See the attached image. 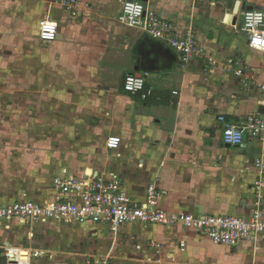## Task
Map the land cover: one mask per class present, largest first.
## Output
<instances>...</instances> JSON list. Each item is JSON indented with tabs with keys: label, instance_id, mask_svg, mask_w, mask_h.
Wrapping results in <instances>:
<instances>
[{
	"label": "crops",
	"instance_id": "obj_1",
	"mask_svg": "<svg viewBox=\"0 0 264 264\" xmlns=\"http://www.w3.org/2000/svg\"><path fill=\"white\" fill-rule=\"evenodd\" d=\"M124 1L79 0L77 16L72 17L58 0H0V68L5 65L3 54H10L8 47L29 54L27 71L14 66L6 84V78L0 77V112H34L35 121L60 117L56 122L62 126V113L68 110L72 95L76 107L87 105V110L94 107L98 115L108 113L112 128H123L120 150L129 166L123 178L114 165H93L90 170L104 173L112 169L132 199H142L151 184L161 193L159 208L169 215L249 218L258 209L264 216V167H256V163L264 166V135L253 140L245 137L241 145L228 146L217 121L221 114L238 124L250 115L264 119V102L254 85L242 88L238 78L221 69L227 58L236 57L248 74L264 81V52L248 48L246 36L238 29L242 12L248 8L264 12V0H138L146 11L177 30H193L206 59L215 60L214 68L206 59L180 65L178 55L162 42L120 25L116 17ZM44 19L56 22L58 34L55 41H39L38 45L33 32L37 36ZM8 57L14 65L26 63L19 54ZM129 74L145 77V90L151 91L146 100L123 91V80ZM134 127L143 136L134 133ZM60 140L50 135L43 143L52 146L61 144ZM45 152L49 158L43 157L56 160L54 154ZM61 153L52 164L59 176L67 174L60 171L66 155L62 149ZM38 189L23 194L16 189L0 190V201L45 200L53 194L50 185ZM15 222L21 224L18 220L0 223V240ZM43 228L50 234L61 231L65 242L66 238H83L90 229L106 230L91 224L66 228L48 223ZM118 230L126 236V243L123 251L114 249L111 264H264V242L223 247L181 224L131 223ZM88 247L83 254L90 252ZM129 252L132 256L125 259ZM79 255L65 264H77L95 253Z\"/></svg>",
	"mask_w": 264,
	"mask_h": 264
},
{
	"label": "built area",
	"instance_id": "obj_2",
	"mask_svg": "<svg viewBox=\"0 0 264 264\" xmlns=\"http://www.w3.org/2000/svg\"><path fill=\"white\" fill-rule=\"evenodd\" d=\"M66 13L76 17L79 0H58ZM116 21L130 29H135L148 37L162 42L175 52L180 65L193 60L206 59L196 34L191 29L177 30L172 23L146 11L138 0H125L120 6ZM239 31L247 38L248 48L264 52V12L256 9L242 12ZM58 28L56 22L44 19L38 27V39L41 43L56 40ZM207 65L214 68L217 64L212 57L206 59ZM222 71L239 79L242 88L248 89L253 76L239 58L229 57L222 64ZM256 91L264 102V81L255 80ZM125 93L139 96L146 100L150 90H145L143 75L129 74L122 84ZM176 94V92H173ZM221 125L224 144L239 146L244 138L258 139L264 135V119L258 115H250L241 123H234L221 114L217 117ZM256 167H264L256 163ZM50 189L53 194L45 200L25 199L24 197L11 202L0 201V223L7 220H18L24 223L44 225L56 223L66 228L91 224L105 229H118L126 224L139 223L151 225H177L206 237L215 245L235 248L242 243L264 242V216L255 209L249 218L227 215H199L188 213L169 215L158 206L161 193L154 185H148L142 199H132L122 187L119 175L110 169L107 172L94 173L90 169L80 174H64L56 177ZM7 251V264L13 254ZM77 264H111L110 257L85 256Z\"/></svg>",
	"mask_w": 264,
	"mask_h": 264
},
{
	"label": "rangeland",
	"instance_id": "obj_3",
	"mask_svg": "<svg viewBox=\"0 0 264 264\" xmlns=\"http://www.w3.org/2000/svg\"><path fill=\"white\" fill-rule=\"evenodd\" d=\"M33 33V40L39 45L38 34L36 36L35 32ZM6 50L10 54H3L5 65L0 68V77L6 78L3 80L5 84L7 78L13 76L14 66L17 68L21 66L27 71L28 57L26 56L29 55L28 52L18 53L11 47ZM17 53L25 57L26 63L14 65V62H8V56L18 55ZM253 79L251 84L255 82V77ZM9 81L8 87L10 88ZM21 86L23 89V85ZM74 98L72 95L69 96L68 110L62 113L64 115L62 126L56 122L60 117H52L53 121L50 118L35 121L37 114L34 112H0V190L8 192V190L16 189L17 194H23L22 192L33 193L39 190L38 188H47L56 177H59L55 172L56 169H52V164L58 162L62 154L61 149L66 155L63 156L65 159L60 171L67 175L91 169L93 165L94 167L114 165L123 178L124 170L129 167L120 150L123 147L121 141L123 128H118L119 131L117 128H112L111 115L108 113H105V116L98 115V110L93 111L94 107L90 106L87 110V105L77 104L79 107H76ZM133 130L137 135L141 134L136 127ZM50 135L61 138L62 141H60L63 144L47 146L48 144L43 142ZM53 147L56 149L54 150ZM47 150L55 155L56 160L48 159L49 154L45 152ZM43 154L48 158L43 157ZM20 223L15 222L14 228L10 226L9 228H12L10 233L0 240V264H7V251L3 245L13 254L9 264H30L29 255L31 264H65L72 262L75 257H81L79 254L89 255L91 251L96 256H108L111 259L114 249L123 251L126 243V236L119 233L118 229H90L83 238L75 236L70 241L66 238L65 242L66 236L62 235L61 231L50 234L43 228L44 225ZM59 235L62 236L59 237ZM3 240L5 243L2 245ZM74 243H76L75 248H73ZM88 245H91L90 252L83 254L82 250L88 252ZM150 246L153 245L150 244ZM154 247L159 249L161 245L155 244ZM135 250L134 246V253ZM131 256L129 252V255L124 257L130 259ZM116 257L123 259L119 255ZM158 260L157 257L152 261L155 263Z\"/></svg>",
	"mask_w": 264,
	"mask_h": 264
},
{
	"label": "water",
	"instance_id": "obj_4",
	"mask_svg": "<svg viewBox=\"0 0 264 264\" xmlns=\"http://www.w3.org/2000/svg\"><path fill=\"white\" fill-rule=\"evenodd\" d=\"M252 8H248L247 10H251Z\"/></svg>",
	"mask_w": 264,
	"mask_h": 264
},
{
	"label": "bare ground",
	"instance_id": "obj_5",
	"mask_svg": "<svg viewBox=\"0 0 264 264\" xmlns=\"http://www.w3.org/2000/svg\"><path fill=\"white\" fill-rule=\"evenodd\" d=\"M54 22V21H53Z\"/></svg>",
	"mask_w": 264,
	"mask_h": 264
},
{
	"label": "trees",
	"instance_id": "obj_6",
	"mask_svg": "<svg viewBox=\"0 0 264 264\" xmlns=\"http://www.w3.org/2000/svg\"><path fill=\"white\" fill-rule=\"evenodd\" d=\"M124 91V90H123Z\"/></svg>",
	"mask_w": 264,
	"mask_h": 264
}]
</instances>
